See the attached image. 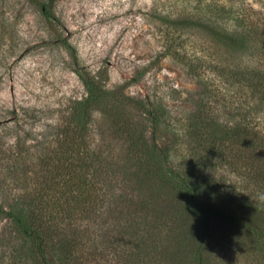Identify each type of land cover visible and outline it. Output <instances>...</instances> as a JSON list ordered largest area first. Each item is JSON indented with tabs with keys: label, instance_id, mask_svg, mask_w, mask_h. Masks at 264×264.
Segmentation results:
<instances>
[{
	"label": "rangeland",
	"instance_id": "rangeland-1",
	"mask_svg": "<svg viewBox=\"0 0 264 264\" xmlns=\"http://www.w3.org/2000/svg\"><path fill=\"white\" fill-rule=\"evenodd\" d=\"M238 1L255 8L264 4ZM203 2L0 0V200L9 204L19 194L39 192L50 199L51 210L26 212L42 213L52 227V189L44 188L43 175L52 165L53 126L64 123L71 102L85 95L77 72L88 71L100 74L108 88L145 103L160 100L174 127L160 129L171 157L183 166L193 160L198 180L213 190L219 209L245 220L239 226L224 215H210V236L200 258L206 264H264V243L248 229L254 227L249 223L264 228L263 106L258 102L247 112L242 94L231 104L215 101L219 95L214 93L226 92L221 82L242 79L220 33L199 20ZM40 4L52 18L40 12ZM192 67L207 76L206 86L189 73ZM244 115L251 118V145L233 136L223 144L212 140L215 127ZM88 141L94 148L120 151L98 112ZM135 188L132 210L102 216L77 210L73 223L61 221V227L75 228L80 236L77 264H196L191 253L199 231L195 214L155 176L136 177ZM201 200L209 204L206 197ZM20 243L9 220L0 218V264L13 247L24 264H33Z\"/></svg>",
	"mask_w": 264,
	"mask_h": 264
},
{
	"label": "trees",
	"instance_id": "trees-1",
	"mask_svg": "<svg viewBox=\"0 0 264 264\" xmlns=\"http://www.w3.org/2000/svg\"><path fill=\"white\" fill-rule=\"evenodd\" d=\"M236 3L239 1L204 0V12L199 16L201 22L210 24L220 33L221 42L227 46L226 54L231 57V66L244 82L235 80L229 85L221 82V89L225 88L226 92L214 93L219 95L215 101L231 104L242 94L241 100L248 105L247 112L253 111L258 102L264 112V4L260 2L255 8L252 3ZM40 12L46 18H52L45 4H40ZM178 16L185 15L179 13ZM77 73L85 95L71 102L64 123L61 121L53 126L56 130L52 143L55 141L56 144L52 148V165L45 167L43 175L44 188L52 189V227L43 219L42 213L26 212L51 210L50 199L39 192L19 194L9 204L0 200V218L9 220L15 237L25 246L33 264H77L74 259L79 258L82 250L80 236L75 228L61 227V221L69 219L73 223L77 210H97V215L101 216L111 210H132L136 177L155 176L181 197L188 212L195 214L199 231L198 238L192 242L191 253L196 264H206L200 255L210 236L212 222L209 216L224 215L239 226L244 225L245 220L233 212L219 209L212 197L213 190L198 180L193 160L187 159L183 166L171 157L169 146L160 140V129L174 127L160 100L153 98L145 103L125 94L122 89L108 88L100 74ZM189 73L206 86L208 78L201 71L192 67ZM228 96L227 100L225 97ZM255 96L258 100L254 102ZM97 112L105 118L113 140L120 144L119 152L94 148L88 143L90 125ZM250 119L244 115L231 125L219 124L214 128L212 140H222L223 144L233 136V141L244 144L247 141L251 145ZM188 131V134L192 133ZM259 140L264 141V136ZM202 197L209 200L207 206ZM145 201L146 197L142 196L140 204L144 206ZM115 202L120 203L118 209H115ZM249 224L254 226L248 228L251 233L264 243V228ZM14 248L7 249L5 264H24L20 250Z\"/></svg>",
	"mask_w": 264,
	"mask_h": 264
}]
</instances>
